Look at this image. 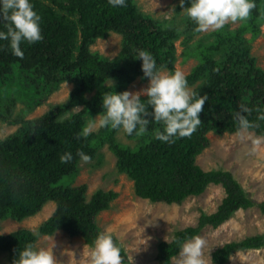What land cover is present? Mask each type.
Segmentation results:
<instances>
[{
    "label": "trees",
    "instance_id": "1",
    "mask_svg": "<svg viewBox=\"0 0 264 264\" xmlns=\"http://www.w3.org/2000/svg\"><path fill=\"white\" fill-rule=\"evenodd\" d=\"M32 2L41 16L44 38L34 44L22 43L23 59L12 55L8 41H0V76L6 81L5 84L0 81V96L7 95L9 90L6 87H19L25 104L23 111L28 112L40 105L62 81L72 82L74 89L67 102L52 105L33 120L21 119V125L14 133L0 139L2 216L22 220L35 215L46 202L52 201L54 210L37 231L51 235L62 230L69 236H80L86 245L93 246L101 232L96 216L109 208L117 193L97 189L87 199L85 184L72 186L69 181H59L76 171L74 164L80 159L78 151L82 150L92 158L96 145L105 142L117 158L119 171L133 180L135 194L150 202L180 203L188 196L201 194L211 183L221 185L224 190L214 212L206 214L201 211L195 226L175 230L170 241L158 243V264H169L186 240L196 236L206 225L220 226L240 208L256 205L264 214V200L253 201L229 170H203L195 162L197 155L209 144L208 132L223 134L240 130L233 114L240 110L241 105L251 109L246 115L254 126L248 130L264 137V120L258 118L260 113L257 111L264 112V70L256 66L243 38L244 32H251V37L259 32V25L264 22V0H255L256 7L245 21H241L238 29L217 38L218 42L229 44L224 51L198 48L200 63L193 74L208 73V77L196 92L207 94L208 100L199 114L201 124L197 130L190 137L179 138L169 144L155 136L157 131H163V124L150 121L147 131L141 135L143 143L135 149L118 143L110 127L87 138H77V133L87 124L85 114H103V94L121 92L134 76L148 79L143 77L142 61L135 58L137 50L149 51L158 68L166 66L174 70L173 50L168 46V37L159 22L140 12L134 0H126V7L122 8H112L108 0ZM183 20L192 30L196 28L191 19L183 17ZM0 30L6 31L2 23ZM111 32L123 35L120 58L127 65L121 66L119 58L109 60L89 48L96 38L107 37ZM108 80L113 83L105 84ZM90 91H95V96L86 100L83 93ZM19 95L11 96L10 101L0 104L3 122L18 123V118L12 119L8 115L13 99ZM80 103L85 106L83 110L69 111ZM149 111H152L150 106ZM65 113L69 115L62 118ZM66 151L72 153L73 160L62 164L59 157ZM36 239L35 233L26 228L0 233V252L6 251L14 264L17 252L26 244L34 245ZM114 239L121 246L123 263H128L124 248ZM263 245L264 234L225 243L212 251L209 264H225L233 252L258 249Z\"/></svg>",
    "mask_w": 264,
    "mask_h": 264
},
{
    "label": "rangeland",
    "instance_id": "2",
    "mask_svg": "<svg viewBox=\"0 0 264 264\" xmlns=\"http://www.w3.org/2000/svg\"><path fill=\"white\" fill-rule=\"evenodd\" d=\"M139 11L150 15L159 22L161 29L168 37V46L173 50L174 70L168 67L159 69L165 73L182 71L188 81L189 87L194 91L200 89L207 80L208 73L193 74L194 68L199 66L198 48L217 49L224 51L229 44L218 42V37L238 29L241 21L229 22L223 29L211 32H196L188 23L183 22L187 15L182 12L179 0H134ZM190 6V0H185L184 8ZM172 12L170 10H173ZM245 46L249 55L255 58L256 66L264 70V22L259 25V32L251 37V32H244ZM90 50L99 53L109 60L120 59L122 66L125 60L121 59L123 48V35L111 32L107 37H98L89 45ZM195 51V52H194ZM176 54V55H175ZM218 57V55L216 56ZM124 65V66H125ZM12 80V77H9ZM10 80V81H11ZM0 81L5 84V79L0 76ZM9 81V82H10ZM148 79L140 76L133 79L121 90L140 91L148 86ZM113 83L108 80L105 84ZM13 84V83H12ZM2 86V85H1ZM6 85L4 86V88ZM18 89V90H17ZM74 84L62 81L44 101L26 112L21 89L6 87L9 90L6 96H0V104L14 98L10 106L9 118H18V123L3 122L0 119V139L14 133L21 125V119L33 120L45 113L52 105H59L68 101ZM86 100H92L95 91L85 92ZM146 96H142L144 100ZM84 104L72 106L69 111L79 112ZM65 118L69 113L63 114ZM101 112L84 115L88 122ZM99 128L93 133L102 132ZM113 137L130 149L140 146L144 138L139 135L127 137L122 130L113 129ZM208 146L196 157V164L203 170L226 169L240 182L255 202L264 200V137L256 135L253 131H237L216 134L207 133ZM259 140V143L257 141ZM101 146V147H100ZM94 157L87 163L80 159L75 162L76 171L68 177H63L59 183L86 185V197L97 189L112 190L117 196L111 201L108 209L101 211L96 216V223L100 231L112 234L124 248L128 263L132 257V264H158L156 259L157 245L160 241H170L173 232L187 226H195L198 216L202 212L210 214L217 209L224 190L219 184H209L199 195L188 196L180 203L150 202L148 199L137 196L134 192L133 180L125 172L119 171L117 158L109 149L107 142L96 145ZM54 203L48 201L42 209L33 216L16 220L0 214V233L26 228L32 230L37 239L36 247L46 248L53 252L56 264H89V257L93 246L84 243L80 236H69L62 230H57L51 235L40 234L39 225L53 212ZM264 234V214L253 205L246 209H238L220 226L213 228L204 226L196 236H202L207 244L204 248V258L210 263L211 253L214 249L231 241H239L246 236ZM179 253L171 258L169 264H178ZM0 264H12L6 251L0 252ZM225 264H264V245L258 249H245L233 252Z\"/></svg>",
    "mask_w": 264,
    "mask_h": 264
},
{
    "label": "clouds",
    "instance_id": "3",
    "mask_svg": "<svg viewBox=\"0 0 264 264\" xmlns=\"http://www.w3.org/2000/svg\"><path fill=\"white\" fill-rule=\"evenodd\" d=\"M108 4L112 8H122L126 7V0H108ZM179 4L182 12L195 22L194 30L200 33L219 31L229 22L245 21L256 7L255 0H190V6L186 8L183 7L185 0H179ZM170 11L175 12L174 9ZM40 22L41 16L32 0H0V23L6 29L0 30V41L9 42L12 55L23 59L22 43L34 44L43 40ZM135 58L142 61L141 70L143 77L148 78V86L140 91L103 94V114L90 119L77 133V138H87L105 127L139 136L147 131L150 121H156L164 126L163 131L155 133L156 139L171 144L176 139L190 137L197 130L207 94L199 95L189 87L182 71L162 72L149 51L139 49ZM142 96L147 99L142 100ZM257 111L260 113L258 118L264 120V112ZM250 112L251 109L241 105L233 114L241 131L254 126L246 115ZM77 155L85 163L91 160V156L82 150ZM59 160L62 164L70 163L73 155L66 151ZM206 244L202 236L186 240L180 245L178 264H207L204 258ZM123 260L121 246L113 235L107 231L99 232L93 242L89 264H123ZM14 264H56V260L52 251L29 243L17 252Z\"/></svg>",
    "mask_w": 264,
    "mask_h": 264
},
{
    "label": "bare ground",
    "instance_id": "4",
    "mask_svg": "<svg viewBox=\"0 0 264 264\" xmlns=\"http://www.w3.org/2000/svg\"><path fill=\"white\" fill-rule=\"evenodd\" d=\"M176 55V54H175ZM130 79V78H129ZM128 81V80H127ZM119 82V81H118ZM108 85V84H107ZM124 88V87H123ZM71 109V108H70ZM73 113V112H72ZM99 113V112H98ZM101 147V146H100Z\"/></svg>",
    "mask_w": 264,
    "mask_h": 264
}]
</instances>
